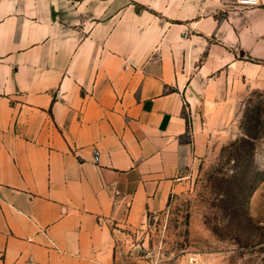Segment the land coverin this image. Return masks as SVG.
I'll return each mask as SVG.
<instances>
[{
  "label": "crops",
  "instance_id": "obj_1",
  "mask_svg": "<svg viewBox=\"0 0 264 264\" xmlns=\"http://www.w3.org/2000/svg\"><path fill=\"white\" fill-rule=\"evenodd\" d=\"M244 83L264 0H0V264H120L204 151L193 98Z\"/></svg>",
  "mask_w": 264,
  "mask_h": 264
},
{
  "label": "rangeland",
  "instance_id": "obj_2",
  "mask_svg": "<svg viewBox=\"0 0 264 264\" xmlns=\"http://www.w3.org/2000/svg\"><path fill=\"white\" fill-rule=\"evenodd\" d=\"M198 95L205 147L167 206L117 238L120 264H264V85Z\"/></svg>",
  "mask_w": 264,
  "mask_h": 264
},
{
  "label": "built area",
  "instance_id": "obj_3",
  "mask_svg": "<svg viewBox=\"0 0 264 264\" xmlns=\"http://www.w3.org/2000/svg\"><path fill=\"white\" fill-rule=\"evenodd\" d=\"M236 3L242 5V6H254L259 4L260 0H235ZM93 158L95 161L98 159V150L94 149L93 150Z\"/></svg>",
  "mask_w": 264,
  "mask_h": 264
}]
</instances>
